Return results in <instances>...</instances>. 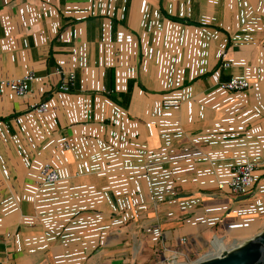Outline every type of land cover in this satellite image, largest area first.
I'll return each mask as SVG.
<instances>
[{"label":"crops","instance_id":"1","mask_svg":"<svg viewBox=\"0 0 264 264\" xmlns=\"http://www.w3.org/2000/svg\"><path fill=\"white\" fill-rule=\"evenodd\" d=\"M29 72L0 98V264L206 258L263 231L264 0H0V77ZM246 162L253 189L219 190ZM45 163L61 179L37 190Z\"/></svg>","mask_w":264,"mask_h":264},{"label":"built area","instance_id":"2","mask_svg":"<svg viewBox=\"0 0 264 264\" xmlns=\"http://www.w3.org/2000/svg\"><path fill=\"white\" fill-rule=\"evenodd\" d=\"M220 61L222 63V68L229 69L231 67V62L229 61L228 53L226 49L220 50ZM59 73H62L61 69H58ZM36 79L34 72H29L23 75L22 77H17L13 79H5L0 77V98L4 95L6 89H10L16 96L23 97L31 92L32 83ZM77 76L75 73H70L69 75L64 74L61 78V81L57 87L58 90L63 92H70L75 85ZM219 86L229 92L244 91L250 88V82L244 77H238L232 75L228 80L219 83ZM180 100L178 99H164L163 105L166 107L178 106ZM32 110L39 114H46L53 111L49 107L47 101H41L33 105ZM60 150H67L70 148V144L67 141L61 142L58 145ZM256 167L251 162H246L240 165H237L234 168L232 177L224 182H218V189L228 190L230 193L236 194L238 196L248 193L256 184L255 177ZM61 179L59 171L50 163H45L40 169V179L36 181L37 190H39L43 185L57 182ZM176 194L175 192L172 193ZM181 244L187 245L188 240L186 237L181 239ZM188 249L185 250L177 249L173 251V260L164 259L163 264L170 263L172 261H178L184 257V262L186 264L192 263L188 258Z\"/></svg>","mask_w":264,"mask_h":264},{"label":"water","instance_id":"3","mask_svg":"<svg viewBox=\"0 0 264 264\" xmlns=\"http://www.w3.org/2000/svg\"><path fill=\"white\" fill-rule=\"evenodd\" d=\"M233 244L216 256L201 257L189 264H264V229L241 244Z\"/></svg>","mask_w":264,"mask_h":264},{"label":"rangeland","instance_id":"4","mask_svg":"<svg viewBox=\"0 0 264 264\" xmlns=\"http://www.w3.org/2000/svg\"><path fill=\"white\" fill-rule=\"evenodd\" d=\"M211 243L207 242V243H199L198 246L196 245V247L194 246V249L193 251H190L188 253V258L191 262L193 261H196L197 259L203 257L207 252H209L211 250ZM181 259L178 260V261H183L184 260V257H180ZM170 260H173V257H170ZM150 261V260H149ZM149 261H147L148 263L147 264H152L150 263ZM159 260H154V263L153 264H163L161 261L160 263H158ZM156 262V263H155Z\"/></svg>","mask_w":264,"mask_h":264},{"label":"bare ground","instance_id":"5","mask_svg":"<svg viewBox=\"0 0 264 264\" xmlns=\"http://www.w3.org/2000/svg\"><path fill=\"white\" fill-rule=\"evenodd\" d=\"M235 244H230V245H228L226 248H230V247H232V246H234ZM226 248H220V252H222L224 249H226ZM220 252L218 253V254H220ZM217 254V255H218ZM214 256H216V255H214ZM209 257H212V256H209ZM207 258V257H206ZM167 264H186V263H184V262H181V261H172V262H170V263H167Z\"/></svg>","mask_w":264,"mask_h":264}]
</instances>
